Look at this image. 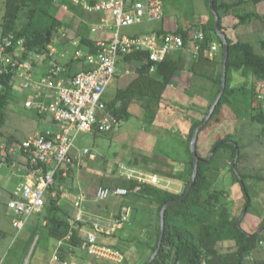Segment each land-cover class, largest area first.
<instances>
[{"label": "trees", "instance_id": "1", "mask_svg": "<svg viewBox=\"0 0 264 264\" xmlns=\"http://www.w3.org/2000/svg\"><path fill=\"white\" fill-rule=\"evenodd\" d=\"M57 0H5V13L2 22V36L10 33L16 34L18 38L25 40V57L31 56L36 52H44L52 44L56 34L63 26H66L64 19L55 15L52 10ZM164 4L166 15L169 8L174 6L176 11H180L183 5L193 3L196 0H161ZM211 14V23L203 24L202 28L210 33L204 40H198L195 43L199 49L197 53L188 58L189 36L192 26H179L173 32L181 34L185 41V47L171 52L164 61L154 62L150 60L147 51L130 52L123 59L127 62H136V73L138 76L124 89L119 88L114 98L110 101V107L118 118L125 122L129 120L133 113L130 107L133 103H140L150 114L153 122H159L166 125L167 128L188 140L189 166L188 182L182 191H175L161 186L140 183L132 179H123L121 184L115 187L123 186L128 189V195L142 200L148 207L156 206L157 219L154 225L145 227L138 226L135 222L126 223L123 229L116 230L114 233L97 231L89 223L77 221L78 227L74 229L72 243L76 246L83 245L85 238L83 230L89 226V230L98 232L100 241L111 246L119 247L123 244L128 250L121 249L125 253L124 264H145L157 248L161 235L160 213L163 206L172 201L181 198L187 190L189 181L194 170V157L190 148V143L195 129L206 117L211 105L217 98L221 82L223 67V41L217 34L215 28V14L211 10L210 0H204ZM261 0H253L254 3ZM244 0L237 3H229L225 0H214L215 9L220 18V28L228 37L230 50L227 66V87L214 114L208 121L206 128L215 123H221L224 120V111L227 106L232 110L238 104L237 97L243 103V107L234 112V120L258 122L264 125V110L262 106H257L256 96L260 95L261 87L264 88V53H258L254 46L249 42L235 41L227 34V29L223 25V17L234 10L235 6L242 4ZM24 18V20H23ZM239 23H245L252 19H261L263 17L257 13L239 15ZM165 32L160 29L158 33ZM217 38L220 47V56L214 59L208 53V46L211 39ZM81 43L89 44L90 51L96 50L95 42L91 39L82 38ZM233 71L241 72L246 78L243 85L233 87L231 85V75ZM177 72L187 73L191 78H200L213 84V91L209 95V105L201 115H196L198 109L195 107L179 104L175 106L172 101L164 97L169 86L178 81ZM248 77L259 79V83L248 85ZM5 86L0 89V142H15L13 136L6 135L3 127L7 121V115L10 103L13 97L10 95L12 85L15 80L11 76L2 78ZM264 90V89H263ZM188 96L193 97L196 93L191 92L190 88L184 91ZM264 92V91H263ZM121 103L119 108H114L115 103ZM171 102V103H170ZM162 116V117H161ZM160 119V120H159ZM200 132V133H201ZM224 135H219L211 147L214 154L210 160L209 155H203L197 151L201 157L199 171L194 186L184 200L170 206L165 215V230L161 250L151 264H252L248 256L257 251L264 242V229L255 233L245 231L241 226V216H232L229 208V202L226 198V189H217L219 175L225 170L224 162L220 161L221 153L228 159V165L231 166V172L235 181L242 185L245 193V207L250 211L252 206V195L247 180L254 178L262 180L261 176H248L240 174L243 181L238 177L233 169V164L239 153L238 163L243 159V149L249 140L244 143L243 133L239 126L231 131H225ZM251 142V141H250ZM129 165L142 168L146 171L157 173L165 178H175L171 163L160 162L158 167H151L147 162L141 163L140 159L134 162H128ZM61 182L64 179V170L61 169L56 180ZM249 199L247 198V195ZM127 195V196H128ZM55 204L54 209L58 212L61 207L57 200H52ZM137 209V207H136ZM54 219L59 239L64 238L72 228L68 220ZM137 225V226H136ZM135 232L141 233V236H134ZM113 239L110 242L102 238ZM73 253L62 251L64 257ZM131 256L134 262H131ZM254 264H264V261L253 262Z\"/></svg>", "mask_w": 264, "mask_h": 264}, {"label": "built area", "instance_id": "2", "mask_svg": "<svg viewBox=\"0 0 264 264\" xmlns=\"http://www.w3.org/2000/svg\"><path fill=\"white\" fill-rule=\"evenodd\" d=\"M73 1L88 13L109 12L113 25L103 20L93 31L99 32L109 27L113 30V36L97 40L94 52L77 49L74 59L81 61L85 67L68 78L64 77L68 72L67 67L57 63L53 64L47 74L35 77V63L45 57L54 59V50L48 48L44 52L33 53L29 58L18 60L15 56L20 55V49L24 51V38H18L14 33L0 37V89L5 86L3 77L8 75L13 80L21 78L22 86L34 91L33 99L27 100L26 106L40 114L52 115L55 123V129L38 132L21 142H0V162L8 165L15 173H24L26 177L8 203L14 215L13 226L18 231L45 206L49 194L56 196L53 187L57 173L63 169L66 175V170L75 166L76 155L73 151L77 135L82 131L112 132L122 127L123 122L114 114L110 107L111 99L107 95L118 74L119 61L130 52L147 51L150 60L161 62L171 52L186 46L181 34L150 32L129 35L122 32L124 28L141 25L145 21L164 20L166 10L161 0ZM74 44L78 45V41ZM218 47L214 43L211 50L215 51ZM198 49L196 46L195 53ZM209 55L212 56V53ZM120 105L119 101L114 108H119ZM83 154L94 157L89 148ZM20 158L24 165L20 163ZM118 173L126 179L169 188L167 178L126 163L119 164ZM113 195L127 196L128 189L123 186H100L95 198L105 201ZM82 201L81 199L76 204L80 208ZM131 211V207H123L121 217L113 222L115 228L130 220ZM85 217L80 212L77 219L70 221L72 228L60 239L59 248L50 264H70L67 257L62 255L63 245H67L69 251L82 247L87 254L104 260L107 264H124L125 253L100 241L98 232L91 231L83 245L76 246L72 243L74 229L78 227L77 221L85 222ZM88 221L94 223L97 231L103 232L100 226H103L104 219L89 215ZM263 244L262 241L261 245ZM248 259H251V255Z\"/></svg>", "mask_w": 264, "mask_h": 264}, {"label": "rangeland", "instance_id": "3", "mask_svg": "<svg viewBox=\"0 0 264 264\" xmlns=\"http://www.w3.org/2000/svg\"><path fill=\"white\" fill-rule=\"evenodd\" d=\"M90 1L94 2V0ZM4 3L5 0H0V37L2 36V22L5 13ZM52 12L55 15L62 17L66 26H68V23L77 19L75 16L76 14L80 15L82 19L84 17L88 18L89 14L84 8L74 4L73 0H57ZM231 14L229 13L224 15V23L228 24L233 21L232 17H230L231 20H226L227 16H230ZM236 17L238 18V15H236ZM90 20L92 22L94 21V18L90 17ZM211 20V14L205 1L196 0L193 1V3L183 5L180 11H176V8L171 6L169 8V13L167 12L166 18L160 23L145 21L141 25L137 24L131 26L130 28H124L122 29V32L130 35L136 34L137 32L138 34H142V32L147 30L146 27L156 26L158 23V30L163 29L165 32L175 34L173 31L179 26L186 27L191 25L192 30L189 36L190 48L192 45L196 47V41L204 40L208 36L210 37V33H207L202 28V25L211 23ZM63 27L60 28L56 36L63 35ZM216 42L218 43L217 38L211 39L207 49L209 54L212 53L211 57L214 59H218L220 56L221 46H219L215 51L211 50L213 44ZM84 47L85 45L82 44L81 48L84 49ZM18 53L20 55L15 56L18 60L30 57L24 56L25 49L24 51L20 49ZM121 66L125 69L121 68L118 69V71H121L120 76L124 78L123 82L127 85L129 81H131L132 77H135L133 74L136 73L137 64L135 62H129V64H125V62H123ZM125 70L131 72V74L126 75ZM118 79L119 77H115L113 83L107 91V95L110 99L114 98L117 88L121 86L122 81H119ZM193 81L194 79H192V82ZM245 81L246 78L241 74V72H232L231 85L233 87L237 88L243 85ZM258 81L259 79L248 77V85L259 83L260 81ZM22 82L23 80L19 78L16 79L12 85L10 95L13 97V100L10 103L7 121L3 127V132L7 134H15L20 138L36 134L47 128L48 121H50L52 117L50 114H47L42 118V114H39L37 110L26 106V101L33 99V95L29 89H25L22 86ZM199 82V88L196 90L199 92V96L195 97V95L193 98L185 96L183 102L186 106L191 103H197L200 105L201 107H196L200 111V113H197L198 116L201 115V111H204L209 105L210 101L206 98V96L210 95L213 91V87L208 81L199 79ZM190 83L191 81L188 83L186 80H183L181 84L177 86L178 89L176 86L168 89L166 91L167 99L172 101V103L178 107L180 102L177 101V98H180L179 95L182 93L179 89L183 88V86L190 88ZM259 86L261 87V91H259L260 95L255 98L256 104L257 106H262L264 110V88L262 83H259ZM237 100L239 102L234 110H232L229 106L225 108L224 120L221 123H215L206 127L199 134L197 142L199 144V150L203 155L211 154V147L217 137L219 135H224V130L231 131L239 126L243 133L244 143L248 140L249 143L246 144L242 150L245 157L243 156L241 162L238 163V169L241 173L247 172L244 168L247 160L246 155L250 152H254L255 155L253 157L256 158V164L253 162L255 164V168L252 172L255 176H261L264 178V125L258 122H249V120L246 122L240 120L235 123L236 121L233 119L234 112L236 111L237 113V110L239 111V108L243 107V103L239 97H237ZM130 111L133 113V116L129 120L123 122L122 127L118 130L112 132H80L76 137L75 148L73 151L76 155L75 166L69 167L68 170H66V175H64L65 178L62 179L61 182H58L57 178L55 184V188L58 191L56 196L57 198L55 200H62L63 202L69 201L73 207L76 208V202L82 199L83 201L81 206L83 212L91 214L92 218L93 215L103 218V226H100L103 228L101 229L112 233L116 230L118 231L123 229L125 224L130 223V221L135 222L140 227H145L147 225H154L157 219V209L155 205L148 207V205H146L142 200L135 199L129 195H113L105 201H100L95 198L96 191L100 186L115 187V185L123 182L124 177L118 173V166L120 163L128 164V162H134L137 158L140 159L141 163L147 162L152 168L158 167L160 162L171 163V167H173L174 172H176V177L167 178L169 181L168 189L175 191H182L185 188L188 182V173L190 169L187 164L189 152L187 146L188 140L186 137L170 131L166 125L159 122L154 123L150 114L140 103H133L130 107ZM238 114H240V111ZM86 148L91 150L94 157L83 154V151ZM224 154V152L221 153L220 161L226 163L225 174L224 176H221L222 173L219 175V181L216 183L215 187L217 189H226V198L229 204L234 202L235 199L233 196L236 194V196L239 197V200L241 199L245 203L246 199L242 185L234 180L233 173L231 172V166L227 164L229 161L225 158ZM234 185L237 186V190H234L235 193L232 192L231 188ZM248 185L251 191L253 203L250 211L243 218L242 224L249 232L255 233L264 229V219L260 216L259 218L254 217L255 211L261 210L264 206V179H257L255 182L250 183L248 182ZM124 206H129L132 209L130 220L123 226L115 228L116 226L113 222L121 217ZM240 207L241 206H239L237 211L241 214L245 205L243 204L242 209H240ZM75 210L78 211L79 209L76 208ZM36 219L37 215L31 216L28 220L29 224H27L26 228H28ZM65 219L68 220L66 217ZM134 236L139 237L141 236V233L135 232ZM102 240L110 242L113 239L103 237ZM119 247L121 249L125 248L123 244L119 245ZM124 250H126V253L128 252L126 248ZM130 259L133 263L134 258L131 256Z\"/></svg>", "mask_w": 264, "mask_h": 264}, {"label": "crops", "instance_id": "4", "mask_svg": "<svg viewBox=\"0 0 264 264\" xmlns=\"http://www.w3.org/2000/svg\"><path fill=\"white\" fill-rule=\"evenodd\" d=\"M225 1L229 3H237L239 0H225ZM249 13L259 14L263 17V20L252 19L245 23H239V19L236 17V15L238 16L246 15ZM230 14L231 15L227 16L226 20H231L230 17H232L233 21L228 24L223 22L224 27L227 29L228 36L235 41L239 40L241 42H250L255 47L256 52L264 53V0H261L260 2L257 3H254L253 0H244L242 4L240 5L238 4L237 6H235L234 10L231 11ZM75 16L77 17V19L75 21L73 20L72 22L68 23V26L66 27L64 26L63 35L56 36L52 44L49 46L51 50H54L56 52L55 58L53 59V58L45 57L44 59L37 61L35 63L34 75L36 78H39L44 74H47L54 63L65 65L67 67L68 72L67 74L64 75L65 78L74 75L78 70H81L85 67L81 61L74 59L76 50L81 49L83 51H90L89 44L81 43V39L82 38L93 39V41L95 42L97 39H108L113 36V30L109 27L99 32H95L92 30L94 29L93 27H95L98 23H101L103 20L107 21V24L113 25V18L111 17V14L109 12L89 13L88 18L84 17L83 19L81 18L80 15L76 14ZM90 17L94 18V21L91 22ZM162 21H156V22L160 23ZM158 23L156 26L146 27L147 30L142 33L158 32L159 31L157 29L159 25ZM136 34H138V32ZM76 41H78V45L74 44ZM82 44L85 45L84 49L81 48ZM194 53H195V47L194 45H192L188 50V58L191 59L190 57ZM123 62H125V64L127 63L129 64V62L125 61L122 58L119 61L118 69L121 68L125 69L123 66H121ZM125 73L126 75L131 74V72H129L128 70H125ZM120 74L121 71L119 70L116 77H119L118 80L122 81L121 86L119 87L122 89L126 88L127 85L130 84V82L136 78V75L138 76V74L134 73L133 76L135 77H132L131 81H129V83L126 85V83L124 84L123 82L124 78H122ZM176 74L178 77V81L172 83L168 89L175 86L177 88V86H179V84H181L183 80L184 81L186 80L188 83L191 81V83L189 84L191 87V92L196 93L195 94L196 96L194 95L195 97L199 96L198 94L199 92L196 90L197 88H199L198 84H200L199 82L200 78H191L187 73H182V72H177ZM192 79H194L193 82ZM210 84L213 87V84L212 83ZM119 88H117V90ZM185 88L187 87L183 86V88L179 89V91L182 93L181 94L179 93L180 98H177V101L180 102L179 104H183V105H185V103H183L184 97L188 96L184 92ZM30 91L34 96V91L33 90ZM164 97L167 99L166 92L164 94ZM206 98L209 99V95L206 96ZM48 100L51 99L48 98ZM192 104L193 103L190 104L192 107L195 108L201 107L197 103H194L193 105ZM46 115L47 114H42L41 116L43 118ZM196 115L198 114L196 113ZM48 129H55V123L53 117H51V120L48 121L47 128L41 130L40 132H45ZM5 134L9 136H13L16 140L15 142H21L22 140L31 136L29 135L20 138L12 133H8V134L5 133ZM254 155H255L254 152H250L246 155L247 160L245 162L244 168L246 169L247 172L244 174L248 176L251 175L255 176L254 173L252 172L255 168L254 165L256 164L255 163L256 158L253 157ZM20 160H21L20 163L24 165L23 159L20 158ZM224 174H225V170L222 171L221 176H224ZM25 178L26 177L24 173H15L12 171V169H10L8 165L0 162V262L2 260L1 264H50L54 253L59 248L60 239L57 236V229L55 226L54 219L50 221L48 217L49 218L53 217L57 220H66L65 219L66 217L70 222L77 219L79 213L82 212L83 214L86 215L85 219L87 221L85 222L89 223L90 224L89 226L92 225L93 227H95V225L91 221H88L89 215L91 216V214L84 213L82 208L78 207L77 205L76 208L79 210L78 211L75 210L76 208L73 207V205L69 201L68 202L67 201L63 202L62 200L57 201L56 204L60 206L62 209L61 211L57 212L54 209L55 204L52 203V200H55L57 198L56 196L58 192L54 186L53 191L55 192L56 196H52L49 194L45 206L38 213L34 214L37 215V219L34 220L28 228L26 227L27 224H29V222L25 225V227L22 230L18 231L13 226L14 215L13 212L8 207V203L13 198L16 188L19 186L21 182L25 180ZM255 181L256 180L254 178L248 179L249 183ZM231 188H232V192L235 193L234 190H237V186L234 185ZM236 195L233 196V198L235 199L234 202L229 204L230 212L232 216H241L242 219L241 226L244 230L249 232L246 228L243 227L242 224L243 218L248 213H245L246 212L245 208L243 209L241 214L237 211L239 206H241L240 209H242L243 204L245 205V203L241 199L239 200V197ZM259 216L262 219H264V206L261 210L255 211L254 217L259 218ZM95 217H99V216H95ZM89 226L85 230H83L85 241L87 235L92 231L89 230ZM103 232L112 233L110 231H105V230H103ZM249 233H254V232H249ZM62 250L69 251L67 245H63ZM72 251L73 253L71 254L69 253L68 256H66L70 264H107L104 260L97 259L87 254V252L82 247H78ZM249 260L251 263L257 261H264V244L260 245L259 249L251 254V259Z\"/></svg>", "mask_w": 264, "mask_h": 264}, {"label": "water", "instance_id": "5", "mask_svg": "<svg viewBox=\"0 0 264 264\" xmlns=\"http://www.w3.org/2000/svg\"><path fill=\"white\" fill-rule=\"evenodd\" d=\"M210 7H211V10L213 11V13L215 14V28H216L217 34L221 37V39L223 41V48H224L223 67H222V82H221L220 92H219L217 98L215 99L214 103L211 105L206 117L203 119L201 124L194 131V135H193V138H192L191 143H190V148H191V151H192V154L194 157V170H193L191 179L189 181L187 190L185 191L184 195L181 198H179L177 200H172L163 206L161 213H160V218H161L160 239H159L156 250L154 251V253L151 255V257L149 258V260L145 264H151L152 261L155 259V257L158 255V253L161 250L162 241H163V237H164V230H165V227H164L165 215H166L167 209L170 206H172L173 204H176L177 202L182 201L186 197H188V195L190 194V192L194 186V183H195L197 176H198L199 163L201 160V157L199 156L198 151H197V142H198L199 134H200L201 130L206 126L208 121L211 119L212 115L214 114V111H215L217 105L219 104L222 96L224 95L226 87H227V66H228L230 45H229V41H228V37H227L226 33L224 31H222L220 28V18H219V15L215 9L214 0H210ZM213 154H214V151L211 152L208 160H210L212 158ZM239 155L240 154L238 153L236 156V159H235L234 164H233V169H234L235 173L238 175V177L241 179V181H243V178H242V176L239 172V169H238ZM247 198L249 199L248 195H247ZM245 210H247V207H245Z\"/></svg>", "mask_w": 264, "mask_h": 264}]
</instances>
